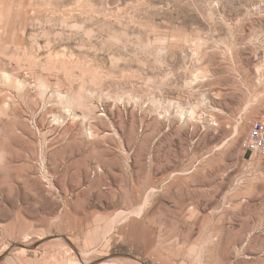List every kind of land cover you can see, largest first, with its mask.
I'll return each instance as SVG.
<instances>
[{
    "label": "rangeland",
    "instance_id": "obj_1",
    "mask_svg": "<svg viewBox=\"0 0 264 264\" xmlns=\"http://www.w3.org/2000/svg\"><path fill=\"white\" fill-rule=\"evenodd\" d=\"M264 0H0V264H264Z\"/></svg>",
    "mask_w": 264,
    "mask_h": 264
},
{
    "label": "built area",
    "instance_id": "obj_2",
    "mask_svg": "<svg viewBox=\"0 0 264 264\" xmlns=\"http://www.w3.org/2000/svg\"><path fill=\"white\" fill-rule=\"evenodd\" d=\"M242 147L245 151L257 155L264 160V110L255 119L243 140Z\"/></svg>",
    "mask_w": 264,
    "mask_h": 264
}]
</instances>
